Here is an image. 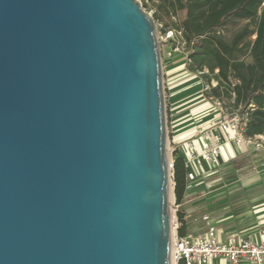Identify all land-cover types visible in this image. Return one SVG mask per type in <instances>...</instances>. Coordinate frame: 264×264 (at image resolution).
Wrapping results in <instances>:
<instances>
[{"label":"water","instance_id":"95a60500","mask_svg":"<svg viewBox=\"0 0 264 264\" xmlns=\"http://www.w3.org/2000/svg\"><path fill=\"white\" fill-rule=\"evenodd\" d=\"M166 123L138 0H0V264H170Z\"/></svg>","mask_w":264,"mask_h":264},{"label":"trees","instance_id":"16d2710c","mask_svg":"<svg viewBox=\"0 0 264 264\" xmlns=\"http://www.w3.org/2000/svg\"><path fill=\"white\" fill-rule=\"evenodd\" d=\"M144 1L156 6L152 18L160 24L159 31L170 27L181 32L189 70L198 73L208 69L217 82L210 95L228 101L231 113L247 118L246 135H264V0ZM182 11L184 18L178 23L172 21ZM241 21L242 28L227 40L223 30ZM202 77L205 83L211 82L209 76ZM172 156L177 206L185 192L187 170L182 157ZM176 219L183 226L178 210ZM177 234L183 236L181 226Z\"/></svg>","mask_w":264,"mask_h":264},{"label":"crops","instance_id":"0c3cea01","mask_svg":"<svg viewBox=\"0 0 264 264\" xmlns=\"http://www.w3.org/2000/svg\"><path fill=\"white\" fill-rule=\"evenodd\" d=\"M156 7V6H155ZM156 14V11L154 12ZM179 21L184 18V12L178 13ZM169 79V77L167 78ZM168 102L170 104L169 135L172 139L174 152L176 156L182 157L185 161L186 170L192 172L193 167L197 166L186 160L188 150L185 145L191 142L194 151H199L202 147V141L196 138L194 132L196 129H208L214 122L222 119H211L205 124L193 122V112L180 110L177 105L176 92L173 81H168ZM232 158L233 161H239L231 169L236 173L246 171L245 182H236L229 186L220 184V189L214 194L220 195L210 201L209 196H202L200 187L186 179L185 192L181 195L180 203L177 204V210L183 216V226H181L183 235L187 233L201 234L206 231L203 216H207L210 224L215 228L216 240L220 243L238 239H250L256 243L264 244V167L261 165L264 159V150L255 151L252 148L233 147L225 145L220 153L219 163L223 158ZM206 165L205 163L201 164ZM200 166V165H199ZM200 190V191H199ZM203 192V191H202ZM175 201V196H174ZM206 202H213L207 206ZM228 208V210L226 209ZM211 264H232L225 259H214Z\"/></svg>","mask_w":264,"mask_h":264},{"label":"built area","instance_id":"2783aa9c","mask_svg":"<svg viewBox=\"0 0 264 264\" xmlns=\"http://www.w3.org/2000/svg\"><path fill=\"white\" fill-rule=\"evenodd\" d=\"M264 6V3H263ZM164 42L182 41L181 32L173 28H165L159 31ZM183 42V41H182ZM184 44V42H183ZM209 76L210 83H204L202 92L206 95V100L221 115L222 119L214 122L208 129H196L194 135L202 141L199 151H194V145L187 142L185 147L188 150L186 160L195 165L205 163L208 166H217L222 148L229 144L233 147L252 148L255 151L264 150V135L248 136L245 133L247 118L237 113L228 114L224 108V102L212 95L210 90L217 85L208 69L197 73ZM169 145L168 171L172 177L174 146L172 139L167 136V146ZM261 165L264 167V159ZM187 180H194V174L188 172ZM171 212L174 216L172 227L174 236L170 245V264H211L214 259H225L232 264H264V244L256 243L250 239H238L227 243H220L215 237V228L210 224L208 217L203 216L206 231L201 234L187 233L183 236L177 234V219L174 197Z\"/></svg>","mask_w":264,"mask_h":264},{"label":"rangeland","instance_id":"374dc122","mask_svg":"<svg viewBox=\"0 0 264 264\" xmlns=\"http://www.w3.org/2000/svg\"><path fill=\"white\" fill-rule=\"evenodd\" d=\"M142 6V3L146 5V7H142L144 11H146L150 16H153L155 11H157L156 7L153 6L151 2H147L144 0H138ZM180 15V14H178ZM175 16L176 23L179 22V16ZM160 46V55H161V64H162V75H163V88H164V101H165V112H166V124H167V136H169V120H170V104L168 100V90L166 88L168 81H173V85L176 92V101L178 108L180 110L185 111L184 113L191 111L193 112V122L199 124H205L209 122L211 119H219L220 114L215 108L212 106L210 102L206 100V95L202 92V86L205 83V78L202 75H198L197 73H193L188 68V59L187 52L184 49V44L181 41L179 45L176 42H164L162 40V36L159 33L160 24L155 22ZM244 22H237L236 24H228L227 27L223 30L224 37L229 40L235 32H237L242 26ZM253 40V37L251 38ZM169 77V79H167ZM224 108L227 113H231V107L228 101L224 100ZM168 152H170L168 145ZM235 164H240L239 161H233L232 158H223L221 162L217 166H208V165H197L193 167L192 173L194 174V180H188L190 182L195 183L200 187L202 196H209L210 201L217 202L222 200L225 197L219 198L217 201L211 200L215 197H220V195L214 194V192L218 189L220 184L223 186L232 185L238 181L245 182L246 180V171L244 173L238 172L236 173L231 168ZM171 186L173 187L172 177L170 176ZM199 190V191H200ZM171 191V190H170ZM203 191V192H202ZM173 201V196L171 193L170 199V212ZM213 202H206L207 206L211 205ZM228 210V208H226ZM171 218L174 221V216L171 212Z\"/></svg>","mask_w":264,"mask_h":264},{"label":"bare ground","instance_id":"6f19581e","mask_svg":"<svg viewBox=\"0 0 264 264\" xmlns=\"http://www.w3.org/2000/svg\"><path fill=\"white\" fill-rule=\"evenodd\" d=\"M168 153H169V152H168ZM170 183H171V181H170ZM170 190H171V191H170ZM171 193H172V188H169V200L171 199ZM170 214H171V212H170ZM172 225H173V220H172V218H171L170 245H171L172 238H173V236H174V228L172 227Z\"/></svg>","mask_w":264,"mask_h":264}]
</instances>
